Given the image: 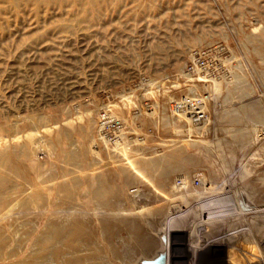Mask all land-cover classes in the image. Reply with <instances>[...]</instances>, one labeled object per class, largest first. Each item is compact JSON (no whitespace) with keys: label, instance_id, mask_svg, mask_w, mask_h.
<instances>
[{"label":"rangeland","instance_id":"374dc122","mask_svg":"<svg viewBox=\"0 0 264 264\" xmlns=\"http://www.w3.org/2000/svg\"><path fill=\"white\" fill-rule=\"evenodd\" d=\"M213 203L248 216L234 242L253 239L264 0H0V226L85 222L129 241L132 218L118 215L150 212L136 219L141 238L170 255L180 245L188 264L189 247L236 220L209 217ZM240 242L239 258L257 259ZM230 248L203 253L229 264Z\"/></svg>","mask_w":264,"mask_h":264},{"label":"bare ground","instance_id":"6f19581e","mask_svg":"<svg viewBox=\"0 0 264 264\" xmlns=\"http://www.w3.org/2000/svg\"><path fill=\"white\" fill-rule=\"evenodd\" d=\"M188 115L190 116L191 120L196 123H200V121L204 120V118L197 119L196 116H192V112L188 113ZM257 195L258 194L256 193L255 196ZM210 208L213 211L208 213V215H212L209 217H214L216 219L231 217L232 219L236 220L231 226L228 225L225 227L210 228V230H208V233L210 234H208L209 236L206 235L205 237H202L203 239L199 238L200 241L194 243L191 247H189L191 249V255L188 264H198L199 262H206L208 264H211L210 259H208L207 255L203 252H207L209 247L216 248L222 245H231L230 253L232 254V257H230L229 259V264H264V254L261 253L264 251L260 250L262 249V247L264 248V210H255L253 214L254 216L252 218H249L253 239L248 240L246 236L241 238V240H244L246 243L252 245L255 248V251L253 252H257V259H249L248 257L246 258L243 256L239 258L240 253H243V249L241 250L239 247V245H241V240L234 242V235H232L235 232L237 235L238 231H241L239 219L247 218L248 220V216L241 215L238 212L234 211V209H232V213L227 212L226 210H221L220 205L215 203H213ZM151 214L154 213H137L128 211L126 212V214L118 215L119 217L116 216L118 218H124V216L132 218L131 221H124L125 226L129 227L136 233L134 236L135 238L132 237V240L128 239L129 241L120 240L111 242L107 239L96 238V227L88 226L87 224H85V222L68 224L63 222L64 224H59L57 226H47L45 228L37 230L36 232L33 231L29 233L23 231L21 232L22 234L19 230L11 232V229L9 227L0 226V264L183 263V259L185 258L180 254L181 252L177 251V249L180 248V245L176 243L169 244V246H171L170 249L175 251L174 254L170 255L168 253L169 249L165 248L167 245L165 247H163V245H159L158 248V246H156V244L151 239H147V237H144V235H142L143 239L141 238L140 233L138 232L141 230V226L137 225L136 219H144ZM189 214L190 213L188 212L185 213L184 217H187ZM126 222L128 224H126ZM175 224L181 229H186V225L182 226V223L180 222H176ZM164 227L168 230V233L165 236L171 234L172 232L169 230L171 228H174L173 225L170 226L168 223L164 225ZM200 228L205 229L201 226ZM221 231H224L225 236L228 237L227 239H225L226 242L223 243L219 239ZM6 234H9L11 236L5 237ZM222 240L224 241V239ZM8 245L10 246L7 247ZM161 252L162 254H160ZM163 252L166 253L163 254Z\"/></svg>","mask_w":264,"mask_h":264},{"label":"built area","instance_id":"2783aa9c","mask_svg":"<svg viewBox=\"0 0 264 264\" xmlns=\"http://www.w3.org/2000/svg\"><path fill=\"white\" fill-rule=\"evenodd\" d=\"M187 109L189 110V113L192 112V116H196L197 119H203L204 118V114L203 112L201 111L200 109V105L199 103H196V101L194 100H190V101H187Z\"/></svg>","mask_w":264,"mask_h":264}]
</instances>
